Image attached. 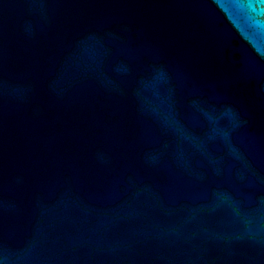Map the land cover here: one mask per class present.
<instances>
[{
  "label": "water",
  "instance_id": "water-1",
  "mask_svg": "<svg viewBox=\"0 0 264 264\" xmlns=\"http://www.w3.org/2000/svg\"><path fill=\"white\" fill-rule=\"evenodd\" d=\"M0 264H264V0H0Z\"/></svg>",
  "mask_w": 264,
  "mask_h": 264
}]
</instances>
